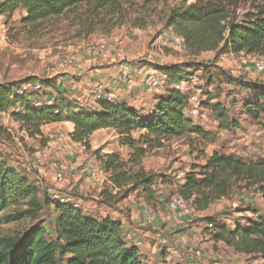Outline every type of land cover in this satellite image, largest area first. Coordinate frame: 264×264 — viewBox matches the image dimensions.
<instances>
[{
    "label": "trees",
    "instance_id": "16d2710c",
    "mask_svg": "<svg viewBox=\"0 0 264 264\" xmlns=\"http://www.w3.org/2000/svg\"><path fill=\"white\" fill-rule=\"evenodd\" d=\"M124 1L1 0L0 17L11 20L17 10H23L20 24L38 29L71 16V22L87 35L99 28L108 33L126 20ZM239 8L242 14L238 13ZM163 26L181 38L183 48L193 56L204 52L264 53V0H191L190 3L184 0L168 12ZM133 27L144 28L141 23ZM152 68L164 75L165 89L155 96L154 106L145 113L125 102L105 99L97 100L95 107L86 108L76 99L66 97L55 78H32L0 83V114L8 112L29 138L42 137L41 128L46 125L70 123L73 131L69 139L87 151L93 134L102 129L113 130L119 145L130 152L127 161L115 153L101 158L104 169L111 174L110 190L117 191L122 199L141 190L150 202L157 175L146 172L142 166L147 152L191 133L208 138V133L194 125L187 115L188 97L174 89L190 80L193 76L192 73L188 77L190 70L202 68L189 64ZM29 84H38L40 90L25 88ZM243 87L250 93L242 101L245 113L254 120L264 118V88L256 83ZM214 99L209 97L200 104L223 121L226 111L220 103H213ZM94 153L99 154L100 150ZM182 179L175 195L196 213L228 199L238 188L257 190L264 199V159H244L216 150L203 165L191 168ZM105 195L107 201L115 199L108 193ZM44 210L52 217L50 234L39 219ZM246 212L252 216H244L242 220L232 219L230 212H226L209 222L212 227L206 229L215 243L221 242L250 260H264V217L253 209ZM20 224L22 229L10 233L12 225ZM0 264L146 263L138 247L126 240L119 221L88 216L71 203L52 202L36 181L22 173L0 150Z\"/></svg>",
    "mask_w": 264,
    "mask_h": 264
},
{
    "label": "rangeland",
    "instance_id": "374dc122",
    "mask_svg": "<svg viewBox=\"0 0 264 264\" xmlns=\"http://www.w3.org/2000/svg\"><path fill=\"white\" fill-rule=\"evenodd\" d=\"M183 2L184 0H125L124 7L128 16L122 22V25L117 26L108 33H104L101 30L102 28H99L89 35L71 22V16L70 19L64 17L56 22L43 24L38 29L23 27L19 22L21 14L14 15L11 20L0 19V83L32 78L50 79L53 78L55 73L64 70L75 73L73 76L74 81H82L85 73L82 72L83 69L76 68L78 60L74 56V52H81L87 47H94L100 41L115 44L121 52L133 53L135 60L132 62L128 58V62H124L127 66L131 65L133 68L140 66L153 67L155 65L184 66L187 64L202 68L200 71H195L196 68L189 71L190 76L188 77H191L192 73L193 76L190 80L182 82L184 86L183 93L187 97L195 96L198 104L201 101L203 103L207 102L209 97L215 98L213 103H220L226 111V118L220 121L211 109L203 108L201 104H194L195 106L192 107L189 104L190 108L187 115L192 119L194 125L202 127L208 133V138L203 139L191 133L180 139L163 142L162 149L147 152L145 156L147 162L158 167L156 170L147 172L157 175L155 185L162 187L157 188V192H161V195L166 198L168 209L171 198L176 194L175 189H173L174 181L183 176L180 173H186L193 167L203 165L207 157L211 156L214 151L222 150L225 153L244 159H264V118L254 120L245 113L242 107V101L250 96V93L244 89V85L256 83L264 88V72H257L252 66L257 57L264 58V53L260 55L247 53L236 55L232 53L204 52L197 56L190 55L174 38V33L163 26L168 12L182 5ZM190 2L191 0H187V3ZM238 13H243L241 8H239ZM135 23H141L144 28L133 27ZM132 30H138L137 34L130 35L129 33ZM123 38L128 39L124 45L132 49V52L124 50L119 45ZM167 41H170V44L165 45ZM64 61H69V63L66 64ZM68 67H72L71 70ZM137 79L135 74L131 73L127 74L125 82L127 80L136 82ZM100 80L98 79V81ZM148 83L149 81H147V85ZM148 87L160 93L165 89L164 79L161 80L160 85L152 88L148 85ZM190 111L194 114H190ZM60 134H66V130L59 128L44 131L42 137L29 138L19 129V125L0 120V150L12 163L31 164L37 169L36 171L40 170L41 173L36 172L35 176L38 178L37 181L45 186L48 184H45L46 179L54 175L58 163L68 161V152L73 151L70 142H60L58 140ZM103 135L108 137L103 139L104 142L99 140V146L93 151L90 150L88 155L104 168L101 158L103 159L104 156L112 153L118 154V146L120 145L112 139V132L109 131ZM45 149L48 151L49 156L39 165L34 158L36 156L40 160L39 154ZM97 150H100L99 154L94 153ZM104 151L109 152L105 154ZM73 152L74 159H76L79 155L76 151ZM120 153V155H123L125 152ZM55 154H61L62 159L55 160ZM25 158L28 160H25ZM161 161L163 162L161 163ZM80 163L84 168L85 159L82 158ZM80 183L84 189L81 193L76 192L74 197L81 204L79 196L85 193L86 187L81 181ZM167 183L172 186L167 185ZM44 186L40 188L42 193H44ZM109 187L105 183L101 184L99 197L102 198L104 203L92 201L95 210L98 211L101 208L109 210L112 206H118L117 210L126 209L130 211L127 206H124L128 196L122 199L117 191H111ZM140 191L136 194L134 192L130 194L135 199L133 201L141 196L146 202V194ZM105 193L115 197V199L107 201ZM229 201L234 202V207L227 208L220 204L214 208L211 207L206 214L207 220L212 222L216 217L231 211L232 208L239 209L241 212L253 209L264 217V199L257 190L235 189ZM80 210L82 211V207ZM174 213L176 217H183L176 212ZM98 215L99 217L94 218L102 217L99 213ZM230 215L232 219L242 220L240 216L233 215L232 211ZM249 215H251V212L244 214L245 217H250ZM194 216V214L188 216L190 218L189 222L194 221ZM50 217L47 210L39 215V219L43 221V225L49 234L52 231L50 223L52 217ZM22 228L23 225L21 224L18 226L12 225L10 233ZM174 240L178 239L165 237L158 241L156 252L157 249H160V252L157 253L159 255L156 258V264H168L167 262L162 263L160 260L163 249L166 253L165 260L172 256L170 264L180 263L183 251L179 247L177 248L179 250L178 255H169L166 251L168 245H173ZM160 241L166 242L164 248L159 245ZM247 263L253 264L254 260L248 258Z\"/></svg>",
    "mask_w": 264,
    "mask_h": 264
},
{
    "label": "crops",
    "instance_id": "0c3cea01",
    "mask_svg": "<svg viewBox=\"0 0 264 264\" xmlns=\"http://www.w3.org/2000/svg\"><path fill=\"white\" fill-rule=\"evenodd\" d=\"M16 14H21V17L23 16L24 11L17 10L14 15ZM137 32L138 30H132L129 34L135 35ZM174 38H176V36H174ZM127 41V38H123L121 39V43H119V45H121L124 50L132 52V49L124 45ZM82 51L74 52V56L78 60L76 68L83 69L82 72L85 73L82 81H74L73 76L75 73H71L67 70L60 71L53 75V78L56 79V85L61 92L66 95V97L69 99H76L83 107H95L96 101L94 97V88L96 85H101L102 87L104 86V92L113 93L115 95V100L118 102H125L129 106L141 110L143 113L152 109L155 104V96L160 95L163 92L161 91L159 93L157 91H153L149 89L147 85V78L145 79V76L152 66H140L134 68L131 65L127 66L124 62H128V58H130L133 62L135 60L133 57L134 54L124 53V51L121 52L116 48L115 44L109 43L108 41H100L94 45V47H87ZM64 63L67 64L69 61H64ZM71 68L72 67H68L69 70H71ZM131 73L135 74L138 79L135 80L136 82H132V87H129L128 84L131 81L129 82L127 80L125 82V79L127 74ZM98 79L101 80L98 81ZM59 128H64L67 135L73 131V125L70 123L46 125L41 128V131L44 135V131ZM109 131L113 134L112 139L116 140L118 143L117 136L113 130L102 129L93 134L90 138V150L93 151L99 146V140L104 142L103 139L108 136H104L103 134ZM104 152L106 154V152L108 153L109 151ZM120 152L125 153L120 155ZM129 152L130 151L126 147L118 146V154L120 153L119 156L121 160L124 159L123 161H126ZM74 157H69L68 161H66L70 165L71 171L68 179L61 186V189L64 191L66 186L74 184L76 181L84 183L86 187L85 193L79 196L83 213L86 211L84 214L91 217H99V213L100 216H102L101 218L108 217L112 220L119 221L124 235H130L132 239L131 242L133 244L137 242L140 243V247L138 248L139 253L143 257L146 264H156V258L159 255L157 253L160 252V249H157L156 252V247L158 245V241L165 237L177 238L179 240L180 249L183 251L181 257L182 259L179 261V264H248V256L235 253L232 249L226 247L221 242L215 243L212 240L211 232L206 229V224L209 223L206 214L209 209L211 207L214 208L219 204L224 205L227 208L234 207V202L229 201L230 197L228 199L218 201L206 211L196 213L194 221L192 222H189L190 218L188 217H176L175 213L168 209V206L165 203L166 198L161 195V192H157V188L162 187H157L155 184L153 185L155 193L153 194L150 202H147L146 200V202H144L141 196L136 201H133L135 200L134 197H131L132 195L129 194L128 198L124 202V206H127L130 211L126 209L117 210L118 206H112L109 210L101 208L96 211L92 201H97L98 203L103 202L102 198L99 197L101 183L91 182L86 175L82 173V166L80 163L82 157L78 156L76 159H74ZM61 159V154H55V160L59 161ZM25 160L28 159L25 158ZM34 160L39 165H41L42 163L40 162L43 161L41 159L38 160L36 156ZM162 162L163 161H161V163ZM13 164L16 165L22 173L27 174L32 180H35L39 189L41 186H44V184L42 185L41 182L37 181L38 178L35 176L36 172L39 174L41 173L40 170L36 171L37 169L34 166H31V164H24L22 162ZM142 166L146 172L156 170L158 168L150 162H147L146 158L142 160ZM184 174V172L180 173V175ZM182 178L174 181L173 189H175V191L176 187L183 183ZM46 183H53V176L47 178L45 184ZM164 183H166V181H164ZM167 185L170 186L171 184L167 183ZM137 192L139 191L134 193L136 194ZM231 211L233 212V215L240 216V218H243L244 214H247L246 211L241 212V210L234 212L235 209L233 208ZM249 216H252V214ZM192 249H199L202 251L204 257V261L202 263L194 259V256L192 255L194 250ZM161 253V262H167L170 264L172 256H170L168 260H165L166 253L164 252V249ZM154 254L157 255L155 256ZM253 264H264V260H254Z\"/></svg>",
    "mask_w": 264,
    "mask_h": 264
},
{
    "label": "built area",
    "instance_id": "2783aa9c",
    "mask_svg": "<svg viewBox=\"0 0 264 264\" xmlns=\"http://www.w3.org/2000/svg\"><path fill=\"white\" fill-rule=\"evenodd\" d=\"M1 2V0H0ZM1 19V17H0ZM177 42L182 46L183 44V40L179 37H176ZM170 44V41H167L165 45ZM253 68L255 69V71L257 72H264V58L263 57H257L254 61H253ZM165 79L164 75L160 72H158L157 70H155L154 68H151V70L148 71L147 73V81H149L148 85L152 88V87H156L158 85H160L161 80ZM129 87H132V82H130L128 84ZM25 88H31L35 91H39L40 90V86L38 84H29L26 85ZM155 89V88H153ZM174 89L176 90H180L181 92L184 91V86L183 83H180L176 86H174ZM94 97H95V101L99 100V99H105L107 101H113L115 100V95L111 92L109 93H105L104 89L101 85H96L94 88ZM40 103H37V105H39ZM189 104L192 106H195L194 104H198V100L195 98V96L192 97H188V107ZM199 105V104H198ZM190 108V107H189ZM18 109H15V111H17ZM190 114H194V112L190 111ZM0 120L9 123V122H13L15 124H17L16 122L13 121V119L9 116L8 112H2L0 114ZM18 125V124H17ZM58 140L60 142H70V145L72 146L73 151H76L79 155V157H82L85 159V167L82 168V173H84L86 175V177L93 182H100L105 183L107 186H110V177L111 174L109 172H107L100 163H98L96 160L91 159L89 157L88 154L89 151H87L85 149L84 146L80 145V144H75L73 143L67 134H60L58 135ZM73 151H69V157H74V152ZM49 153L48 151L42 150L39 154V157L41 160H46V158H48ZM71 171V167L70 165L66 162V161H61L58 163L56 169H55V173L53 175V183H49L47 185L44 186V192L45 195L48 197L49 200H51L52 202H57V203H71L74 207L80 209L81 208V204L79 202H77V200L75 199V194L77 193H81L84 189L83 185L80 183V181H76L74 184L68 185L66 186L65 190L63 191L61 189V186L65 183V181L68 179L69 174ZM169 209L174 213H178L180 215H182L183 217H188L192 214H196V212H194L186 203L185 201L179 197L178 195H174L173 198H171L170 202H169ZM206 227L208 229H211V225L209 223L206 224ZM126 240L131 242V236L130 235H126ZM173 245H168V253L170 255H176L177 253H179V250H177V248H180L179 245V241L178 240H174ZM134 245L136 247H140L139 243H134ZM159 245L161 247H165L166 242L165 241H160ZM178 255V254H177ZM192 255L194 256V259H196V261L202 263L204 261V257H203V253L201 250H194L192 252Z\"/></svg>",
    "mask_w": 264,
    "mask_h": 264
}]
</instances>
